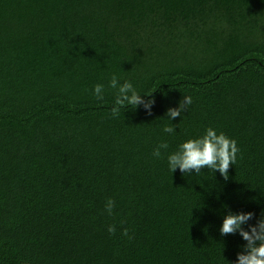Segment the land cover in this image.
Segmentation results:
<instances>
[{
  "label": "trees",
  "instance_id": "16d2710c",
  "mask_svg": "<svg viewBox=\"0 0 264 264\" xmlns=\"http://www.w3.org/2000/svg\"><path fill=\"white\" fill-rule=\"evenodd\" d=\"M113 75L151 115L110 116ZM207 127L240 150L227 180L152 157ZM261 209L264 0H0V264H228L245 242L222 217Z\"/></svg>",
  "mask_w": 264,
  "mask_h": 264
},
{
  "label": "clouds",
  "instance_id": "9594fccd",
  "mask_svg": "<svg viewBox=\"0 0 264 264\" xmlns=\"http://www.w3.org/2000/svg\"><path fill=\"white\" fill-rule=\"evenodd\" d=\"M108 87L114 90V100L109 113L112 118L119 117L122 109L135 111L138 107H142L151 115L155 104L152 97L154 91L140 92L130 80L116 75L112 76ZM105 93L103 84L93 86L92 95L97 101L103 102ZM192 104V96L183 95L182 100L178 101L175 107H169L162 118L170 122L177 117L181 119L182 114L187 112ZM175 127L172 123L164 124L161 131L171 136L176 132ZM168 149L167 142H160L153 148L151 155L154 159H160L162 154L167 153L166 163L171 173L178 169L181 174L191 176L199 175L202 170H210L212 173L218 172L225 180L228 179L230 165L236 164L240 151L234 139L227 137L223 132L218 133L212 127L205 128L203 134L196 138L182 141L174 151L168 152ZM114 208L115 201L111 198L106 199L104 212L112 215ZM253 217L252 212L231 211L222 217L218 230L220 236L238 234L245 242L241 246L242 250L237 252L235 261H227L228 264H264V209H261L254 224L249 223ZM116 230L115 225H108L106 228L110 235L115 234ZM122 234L127 236L128 230L124 229Z\"/></svg>",
  "mask_w": 264,
  "mask_h": 264
}]
</instances>
